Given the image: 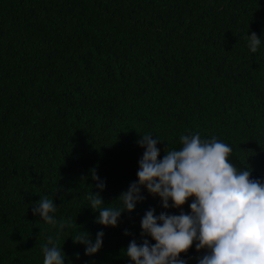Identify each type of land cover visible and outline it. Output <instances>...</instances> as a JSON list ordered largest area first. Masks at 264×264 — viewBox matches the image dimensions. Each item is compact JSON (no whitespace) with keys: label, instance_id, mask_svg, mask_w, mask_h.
Segmentation results:
<instances>
[{"label":"trees","instance_id":"obj_1","mask_svg":"<svg viewBox=\"0 0 264 264\" xmlns=\"http://www.w3.org/2000/svg\"><path fill=\"white\" fill-rule=\"evenodd\" d=\"M263 4L0 0V264H43L49 236L64 264H120L132 239L154 243L141 235L145 212L181 209H164L141 189L145 199L113 228L95 222L99 213L87 199L97 191L94 169L106 182L104 205L120 206L146 133L161 140L163 158L186 132H221L233 145V164L264 173V48L252 53L246 38L264 31ZM211 101L234 119L206 124L200 106ZM42 197L58 206L57 221L72 226L61 231L34 216ZM79 229L93 241L104 232L96 254L73 244ZM203 253L193 246L181 258L198 264Z\"/></svg>","mask_w":264,"mask_h":264},{"label":"clouds","instance_id":"obj_2","mask_svg":"<svg viewBox=\"0 0 264 264\" xmlns=\"http://www.w3.org/2000/svg\"><path fill=\"white\" fill-rule=\"evenodd\" d=\"M259 10L264 12V4ZM262 32L247 34L252 53L259 45L264 48ZM258 57L264 59V52ZM200 112L207 115L208 125L227 124L234 119L226 117L225 109L214 101L202 104ZM212 133L215 136L186 132L180 137L181 147L165 150L163 158H159L157 147L161 140L148 133L140 136L136 143L143 153L136 180L117 197L118 207L104 205L100 192L106 182L94 169L91 171L97 191L88 193V207L98 211L95 222L104 227L118 226L122 213L134 211L145 199L141 189L159 197L162 208L181 209L178 215H155L154 209H148L140 221L141 235L154 243L144 239L138 244L132 239L118 260L120 264H187L181 254L193 246L197 252L204 250L198 264H264V173L251 174L248 166L238 168L229 159L233 145L228 136ZM190 199V211L186 213L182 207ZM57 207L53 199L42 197L34 203L32 214L62 231L73 222L57 221ZM124 234L130 233L126 230ZM103 236L104 232L98 231L93 241L79 229L71 238L73 244L84 245L85 256H92L101 249ZM42 251L43 264H64L65 253L52 236L42 245ZM74 255L79 257V253Z\"/></svg>","mask_w":264,"mask_h":264}]
</instances>
